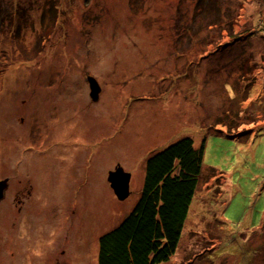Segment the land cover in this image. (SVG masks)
Listing matches in <instances>:
<instances>
[{
	"label": "rangeland",
	"instance_id": "rangeland-1",
	"mask_svg": "<svg viewBox=\"0 0 264 264\" xmlns=\"http://www.w3.org/2000/svg\"><path fill=\"white\" fill-rule=\"evenodd\" d=\"M186 136L204 166L165 264H264V0H0V264H97Z\"/></svg>",
	"mask_w": 264,
	"mask_h": 264
},
{
	"label": "trees",
	"instance_id": "trees-1",
	"mask_svg": "<svg viewBox=\"0 0 264 264\" xmlns=\"http://www.w3.org/2000/svg\"><path fill=\"white\" fill-rule=\"evenodd\" d=\"M204 157V142L197 147L189 136L151 153L131 211L98 239L97 264L169 263L199 188Z\"/></svg>",
	"mask_w": 264,
	"mask_h": 264
},
{
	"label": "water",
	"instance_id": "water-1",
	"mask_svg": "<svg viewBox=\"0 0 264 264\" xmlns=\"http://www.w3.org/2000/svg\"><path fill=\"white\" fill-rule=\"evenodd\" d=\"M88 82L90 86V96L94 102H97L99 100L101 87L93 77H88ZM130 180L131 176L125 173L121 167H117L115 171L109 173L108 182L120 201L127 199L130 194ZM6 185V181L0 183V201L4 198Z\"/></svg>",
	"mask_w": 264,
	"mask_h": 264
},
{
	"label": "flooded vegetation",
	"instance_id": "flooded-vegetation-1",
	"mask_svg": "<svg viewBox=\"0 0 264 264\" xmlns=\"http://www.w3.org/2000/svg\"><path fill=\"white\" fill-rule=\"evenodd\" d=\"M11 179V178H10ZM12 180V179H11ZM19 182H21V181H19ZM5 194H6V192H4V198H5ZM3 198V199H4ZM24 198L25 199H22V200H19L18 201V203L20 204V205H22V206H24L27 202H29V200L32 198V192L31 193H29V195H26V196H24ZM0 203H1V201H0ZM23 208L24 207H19V210L17 209V214H22V211H23Z\"/></svg>",
	"mask_w": 264,
	"mask_h": 264
},
{
	"label": "bare ground",
	"instance_id": "bare-ground-1",
	"mask_svg": "<svg viewBox=\"0 0 264 264\" xmlns=\"http://www.w3.org/2000/svg\"><path fill=\"white\" fill-rule=\"evenodd\" d=\"M111 189H112V188H111ZM197 193H198V190H197ZM115 196H116V195H115ZM116 198H117V197H116ZM195 198H196V196H195ZM195 198H194V200H195ZM117 199H118V198H117ZM118 200H119V199H118ZM188 216H189V215H188ZM90 221H91V220H90ZM90 221H89V223L87 222L86 224H89V226H90V228H91V225H90L91 222H90ZM89 226H88V227H89ZM88 231H90V234H91V235L93 234L92 230H88ZM97 238H98V236L96 237V240H97ZM98 239H99V238H98ZM97 253H98V252H97ZM97 257H98V254H97Z\"/></svg>",
	"mask_w": 264,
	"mask_h": 264
},
{
	"label": "crops",
	"instance_id": "crops-1",
	"mask_svg": "<svg viewBox=\"0 0 264 264\" xmlns=\"http://www.w3.org/2000/svg\"><path fill=\"white\" fill-rule=\"evenodd\" d=\"M262 220H263V219H262ZM262 220H261V221H262ZM261 221H260V225H261Z\"/></svg>",
	"mask_w": 264,
	"mask_h": 264
}]
</instances>
